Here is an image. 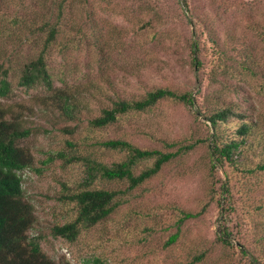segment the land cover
Returning a JSON list of instances; mask_svg holds the SVG:
<instances>
[{
  "label": "rangeland",
  "instance_id": "rangeland-1",
  "mask_svg": "<svg viewBox=\"0 0 264 264\" xmlns=\"http://www.w3.org/2000/svg\"><path fill=\"white\" fill-rule=\"evenodd\" d=\"M186 3L0 0V78L5 69L10 85L0 105L29 129L18 142L33 156L19 171L34 218L27 232L55 261L184 264L202 252L193 264H264V169L257 167L264 162V0ZM51 26L55 37L45 46ZM42 50L54 85L76 93L78 119L54 108L43 85L18 82ZM160 86L187 92L193 102L163 97L104 126L90 125L113 100L141 98ZM224 107L241 115L218 124L216 134L245 140L232 161L218 160L210 148L214 127L207 116ZM242 122L250 124L245 134L236 130ZM107 138L176 154L74 240L54 236L51 226L77 212L67 194L90 180L84 156L104 163L124 156L101 145ZM150 163L140 161L136 171ZM90 181L127 185L99 175ZM219 226L229 243L219 239Z\"/></svg>",
  "mask_w": 264,
  "mask_h": 264
},
{
  "label": "trees",
  "instance_id": "trees-1",
  "mask_svg": "<svg viewBox=\"0 0 264 264\" xmlns=\"http://www.w3.org/2000/svg\"><path fill=\"white\" fill-rule=\"evenodd\" d=\"M181 2L187 5L186 0H181ZM55 33L56 28L51 26L45 46L54 39ZM194 45L196 49V43ZM18 82L25 86L43 85L50 91L46 97L54 108L67 118L78 119L80 117L81 106L76 99V93L65 86L54 85L44 50L25 63ZM9 87L7 71L3 69L0 78V95H6ZM163 97L193 102L187 92L178 93L168 87L160 86L148 90L141 98L113 100L110 107H103L101 114L91 117L89 123L92 126H104L115 121L119 113L146 109ZM6 114V109L0 105V264H72L67 259L55 261L49 257L41 247L39 236L27 232L34 218L32 205L24 198L22 176L19 171L32 165L33 156L29 149L18 142L29 133V129L19 120L8 118ZM233 114L241 115L230 107H224L210 112L207 116L214 127L210 148L220 161L234 160L235 151L238 150L240 143L245 141L243 137L222 139L216 134L218 124L225 122ZM248 129H250V124L242 122L236 130L240 134H245ZM100 143L110 148L123 150L124 156L111 163L84 156L88 179L93 180L99 175L101 178L126 180L127 185L124 188L92 187L90 186L91 181L88 180L83 188L67 194L66 197L74 201L77 212L73 219L54 223L51 226L50 231L54 236L74 240L82 228L90 227L106 217L121 202V196L126 198V191L155 174L166 161L176 154V150L140 147L125 138H107L101 140ZM58 155L63 157L65 153L59 151ZM150 158L149 165L136 171L137 163ZM68 159L71 158L68 157ZM257 167L264 169V162L259 163ZM189 215H191L190 212L184 213V217ZM218 231L219 239L229 243V232L226 227L219 226ZM176 237L177 232L170 236L168 242L174 241ZM202 254L201 252L194 255L184 264L197 262Z\"/></svg>",
  "mask_w": 264,
  "mask_h": 264
}]
</instances>
